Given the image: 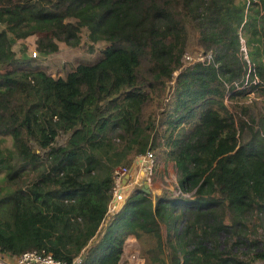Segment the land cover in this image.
<instances>
[{
    "label": "trees",
    "instance_id": "obj_1",
    "mask_svg": "<svg viewBox=\"0 0 264 264\" xmlns=\"http://www.w3.org/2000/svg\"><path fill=\"white\" fill-rule=\"evenodd\" d=\"M9 3L0 0V252L121 264L132 235L146 264L264 262V0ZM83 28L88 52L110 45L64 76L18 43L35 34L45 56L60 42L79 47ZM191 34L209 59L185 64ZM147 151L173 162L188 194L129 198L102 227L115 169Z\"/></svg>",
    "mask_w": 264,
    "mask_h": 264
},
{
    "label": "rangeland",
    "instance_id": "obj_2",
    "mask_svg": "<svg viewBox=\"0 0 264 264\" xmlns=\"http://www.w3.org/2000/svg\"><path fill=\"white\" fill-rule=\"evenodd\" d=\"M55 0H10V5L13 3H19L20 5H28L32 4L35 8H49ZM87 31L85 28L82 29L81 36V45L79 47H69L65 45L63 42L58 43V50L49 55L41 56L36 52V56H32V52L35 50V40L37 39V35L33 34L24 39H20L18 43H21L26 46V53L30 57L35 58L34 64L41 63L47 71L54 77L64 76L68 71H70L74 66L82 62H95L103 56V51L110 44L107 42H98L93 44V50L88 52L87 48L90 45V41L87 39L86 35ZM16 43L15 47L18 49L19 45ZM190 59H187L186 57ZM207 57L208 59L211 57L209 53H203L202 48L197 43V37L191 34L188 48L184 55L185 64H190L194 61H198L196 59ZM195 59V60H194ZM176 76V72L174 73ZM174 82V81H172ZM157 160V158H156ZM173 165L171 161H166L162 159L157 160V167L155 172V180L154 187L149 193L153 198L154 197H162L161 199L171 198L175 195H172V189L174 188V181L171 180L167 175V179H163V173L166 172L167 165ZM176 179V176H175ZM170 193V194H169ZM119 209H117L118 211ZM115 213V212H114ZM106 224H103L104 227ZM134 247L138 250L137 242L133 243ZM131 254L133 259H138L133 251L129 249L127 254ZM166 254V253H165ZM164 259H168L167 255H164ZM129 262L127 259L124 260L123 264ZM144 264L145 261H144Z\"/></svg>",
    "mask_w": 264,
    "mask_h": 264
},
{
    "label": "built area",
    "instance_id": "obj_3",
    "mask_svg": "<svg viewBox=\"0 0 264 264\" xmlns=\"http://www.w3.org/2000/svg\"><path fill=\"white\" fill-rule=\"evenodd\" d=\"M32 56H36V51L32 52ZM187 59H190L188 56ZM195 60V59H194ZM203 61L204 59H196ZM173 163V162H172ZM157 167L156 156L152 151H147L144 154H138L129 166H121L115 169L113 175L112 197L109 202V209L105 219V224L114 212H117L122 204L129 198H137L144 194L151 193L154 187L155 172ZM174 181L172 195H187L188 193L182 190L179 186L174 164L167 165L166 172L163 173V179L167 176ZM170 194V193H169ZM150 195V194H149ZM152 195V194H151ZM150 195V196H151ZM152 197V196H151ZM162 197H152L155 201ZM0 259V264H11ZM15 264H65L52 257L50 253L37 252L35 250L24 252L19 255ZM256 264H264L259 262Z\"/></svg>",
    "mask_w": 264,
    "mask_h": 264
},
{
    "label": "crops",
    "instance_id": "obj_4",
    "mask_svg": "<svg viewBox=\"0 0 264 264\" xmlns=\"http://www.w3.org/2000/svg\"><path fill=\"white\" fill-rule=\"evenodd\" d=\"M171 167H172V165H171ZM134 242H137L136 238L134 236H132V235H129L127 237V239H126L125 244H124V251H123V254H122V257H121V262H120L121 264H123L125 259H127L129 261L126 264H144V259L141 258L138 255V250L133 245ZM129 249H131V251H133V254H135L138 259H133L135 257H133L130 253L127 254V251ZM17 258H18V256H16V255H10V254H7V253L0 252V259L3 260V261H7V262H9L11 264H15L16 261H17Z\"/></svg>",
    "mask_w": 264,
    "mask_h": 264
},
{
    "label": "clouds",
    "instance_id": "obj_5",
    "mask_svg": "<svg viewBox=\"0 0 264 264\" xmlns=\"http://www.w3.org/2000/svg\"><path fill=\"white\" fill-rule=\"evenodd\" d=\"M107 223V222H106Z\"/></svg>",
    "mask_w": 264,
    "mask_h": 264
}]
</instances>
